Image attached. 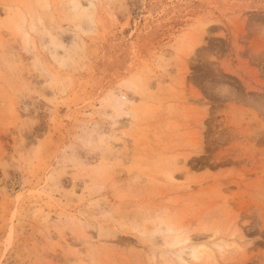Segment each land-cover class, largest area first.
I'll use <instances>...</instances> for the list:
<instances>
[{"label":"rangeland","instance_id":"1","mask_svg":"<svg viewBox=\"0 0 264 264\" xmlns=\"http://www.w3.org/2000/svg\"><path fill=\"white\" fill-rule=\"evenodd\" d=\"M0 264H264V0H0Z\"/></svg>","mask_w":264,"mask_h":264}]
</instances>
